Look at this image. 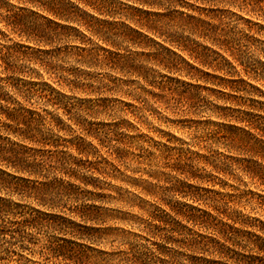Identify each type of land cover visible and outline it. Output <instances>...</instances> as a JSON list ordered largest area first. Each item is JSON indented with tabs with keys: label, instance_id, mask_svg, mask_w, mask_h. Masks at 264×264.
Wrapping results in <instances>:
<instances>
[{
	"label": "rangeland",
	"instance_id": "1",
	"mask_svg": "<svg viewBox=\"0 0 264 264\" xmlns=\"http://www.w3.org/2000/svg\"><path fill=\"white\" fill-rule=\"evenodd\" d=\"M107 2L86 9L116 23L97 36L38 0H0V264H264V159L249 151L264 81L211 62L231 37L181 29L248 15ZM237 37L264 50V31Z\"/></svg>",
	"mask_w": 264,
	"mask_h": 264
},
{
	"label": "trees",
	"instance_id": "2",
	"mask_svg": "<svg viewBox=\"0 0 264 264\" xmlns=\"http://www.w3.org/2000/svg\"><path fill=\"white\" fill-rule=\"evenodd\" d=\"M33 2V0H30ZM40 4L43 5L44 9L52 13L55 17L64 20L66 24H61L57 21H53L56 25L61 26L65 29H77L72 23L77 24V26H84L86 30L92 32L93 34L100 36V34L108 33L110 31L104 30V26H115L116 23L106 21L104 19H99L93 14L89 13L86 9L92 8L96 12L101 14H110V4L107 0H38ZM221 3H227L231 6L238 8L240 11L245 12L248 16H238L237 22L230 26V22H222V19L218 23H211L201 17H196L190 15L181 24V29L183 31H188L190 33H212L231 37L230 39L224 40L220 45L226 48H220L222 51L212 50V60L215 67L218 69H224L228 67L230 69H235L241 67L240 69L249 78L254 80L264 81V50L255 47L253 42L247 41L245 44H241V38H236V36H247L248 34H261L264 31V0H216ZM41 5V6H42ZM217 8H213V11ZM236 14V13H232ZM237 15V14H236ZM242 23V25H240ZM240 25V26H238ZM149 30L157 31L158 28L155 26H147ZM108 29V28H106ZM252 36V35H251ZM173 40H170L171 45L179 47L181 50L192 51L190 55L192 56L193 50H190L189 44L184 40L178 38V36H171ZM239 42L238 48L233 45V43ZM198 53V52H197ZM200 55V54H199ZM199 59V56L195 57ZM243 81V80H242ZM245 82V81H243ZM17 117V116H16ZM25 123V122H24ZM29 127V124H26ZM250 128L254 130L257 134L254 142L250 144L249 151L255 156L264 159V127L251 122ZM256 136V135H255ZM260 144V145H258ZM74 149L78 154L82 153V150L78 145H73ZM51 166L65 168L68 163L64 158H57L56 156L50 155ZM76 165H79V161H74ZM32 167L35 169H40L44 167L41 161H32ZM65 173V172H64ZM54 183L42 182L39 184L33 183L29 186V193L31 191L43 192L48 190ZM20 191L21 188H14ZM14 191V190H13ZM24 191V190H22Z\"/></svg>",
	"mask_w": 264,
	"mask_h": 264
}]
</instances>
